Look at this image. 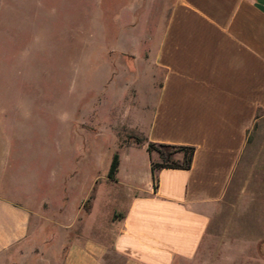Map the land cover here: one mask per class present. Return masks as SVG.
Instances as JSON below:
<instances>
[{
	"label": "rangeland",
	"instance_id": "374dc122",
	"mask_svg": "<svg viewBox=\"0 0 264 264\" xmlns=\"http://www.w3.org/2000/svg\"><path fill=\"white\" fill-rule=\"evenodd\" d=\"M168 2L0 0V189L41 209L35 243L47 252L31 264H58L61 226L74 217L70 232L121 217L120 160L141 170L148 156V59ZM251 131L195 255L175 264H264L263 112ZM170 150L155 146L152 161Z\"/></svg>",
	"mask_w": 264,
	"mask_h": 264
},
{
	"label": "crops",
	"instance_id": "0c3cea01",
	"mask_svg": "<svg viewBox=\"0 0 264 264\" xmlns=\"http://www.w3.org/2000/svg\"><path fill=\"white\" fill-rule=\"evenodd\" d=\"M152 42L145 143L193 146L191 166L158 169L154 187L146 146L141 170L129 163L122 168L120 160L128 191L121 217L98 232H70L75 217L61 224L58 264L192 258L251 145V130L264 113V0H169ZM28 203L0 189V264H31L47 252L35 243L41 209Z\"/></svg>",
	"mask_w": 264,
	"mask_h": 264
},
{
	"label": "trees",
	"instance_id": "16d2710c",
	"mask_svg": "<svg viewBox=\"0 0 264 264\" xmlns=\"http://www.w3.org/2000/svg\"><path fill=\"white\" fill-rule=\"evenodd\" d=\"M155 146H159L161 148L171 149L167 154L163 152H159L161 156V161H152L151 160V173L153 179V186L157 185V175L156 171L160 168L171 167V168H181L188 169L191 166V160L194 152L193 146L186 145H170V144H156V143H147L146 149L148 153H151L152 149ZM180 153L179 159H172L171 155ZM119 164V158L117 154H114L111 160V163L108 168L107 177L109 179H114V175L117 171Z\"/></svg>",
	"mask_w": 264,
	"mask_h": 264
}]
</instances>
